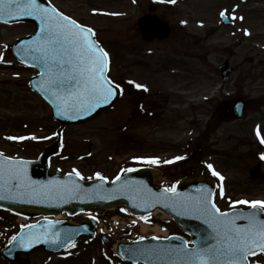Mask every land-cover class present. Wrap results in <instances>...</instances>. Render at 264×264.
<instances>
[{"label": "rangeland", "instance_id": "1", "mask_svg": "<svg viewBox=\"0 0 264 264\" xmlns=\"http://www.w3.org/2000/svg\"><path fill=\"white\" fill-rule=\"evenodd\" d=\"M51 1L83 23L98 29L101 39L115 53L116 68L113 70L120 71L119 73L128 78L133 73L153 80L154 91L158 88L159 92L166 94L175 90L192 91L182 95L185 102L179 104V109L183 117L176 125L171 121L175 119L177 112L165 109L163 127L150 132L147 124L142 123L137 136L132 132V141L129 142L127 138L122 145L120 134L116 130L124 129L132 117V102L129 96L120 101L116 110L95 121L67 125L64 129L67 147L63 156L56 162L55 170H75L85 176V179L94 178L101 172L112 177L118 168L130 163L129 160L121 161L123 157L145 154L150 151L149 143L153 140H163L165 151L170 155L179 156L195 148L194 144L193 148L190 144L198 143L201 139L197 138L206 134L207 142L205 141L203 147H199L200 156L213 161V168L224 178L220 179L217 205L227 210L238 200L264 201V165L260 180L253 181L250 177V170L260 156L264 161V143L261 142L264 138V0L239 4L235 14L242 19L237 23V28L219 25L218 15L221 8L228 9L232 5L225 4L224 0H191V3L178 0L179 4H172L171 0L169 4L167 0H137L134 1L136 4L131 0ZM150 3L157 6L156 13L160 17L170 21L174 33L167 42L151 44L145 48L137 21L142 14L149 11ZM181 22L186 24L181 26ZM199 22L201 27H197ZM34 30L35 26L30 23L12 26L0 24V57H3L0 62V152L13 157H37L58 128L49 106L28 86V80L35 71L20 65L11 53L15 40ZM197 37H200V46L194 47ZM189 43L194 48H189ZM177 44H182L179 54L174 52ZM148 49L153 52L149 53ZM183 52L197 56H184ZM228 59L237 70L230 81L223 84L217 68ZM175 62L184 65L183 74L169 72ZM149 65L154 66L153 70ZM159 70H162L161 73ZM190 80L197 83L192 87L194 91L186 85L172 84L173 81L186 83ZM165 81L169 84H163ZM234 96L249 99L246 117L230 123L213 117L215 130H211L209 135L208 123L215 106L217 107L220 101ZM195 106L199 107V118H202V124L197 126L191 120ZM158 112H161L160 107ZM128 129H131V125ZM135 137L139 139L136 142L133 140ZM87 153L91 154V157L82 159ZM65 157L69 159L65 160ZM192 166L200 169L197 163L189 162L177 172L184 175ZM203 168L201 165V169ZM210 170L208 168L207 171ZM171 174L176 175L174 177L181 176ZM152 218L164 224L161 221L164 218L162 214ZM14 220V217L0 213V226L9 227L8 224ZM166 225L172 231L177 230V226L172 222ZM152 231L148 230L146 233ZM2 244L0 241V250ZM31 260L32 264H125L115 257L113 244L102 241H82L75 250L60 256L36 253L31 255ZM257 260L264 263L261 256L254 257L252 262ZM0 264H6L1 256Z\"/></svg>", "mask_w": 264, "mask_h": 264}, {"label": "snow or ice", "instance_id": "2", "mask_svg": "<svg viewBox=\"0 0 264 264\" xmlns=\"http://www.w3.org/2000/svg\"><path fill=\"white\" fill-rule=\"evenodd\" d=\"M171 2L174 3L175 0ZM5 15L11 19L34 16L39 20V35L29 44L26 52L42 69L40 90L46 94V98L51 99L58 115H67L69 119H76L80 114L90 115L97 108L111 103L118 90L122 91L120 86L106 75L109 67L108 53L97 43L91 28L79 24L55 7L44 6L40 0H0V16ZM2 61L3 57H0V62ZM129 83L134 84L136 88L147 90L144 85L133 81ZM70 112L73 115H68ZM257 134L259 135V129ZM8 139L27 138L8 137ZM261 142L264 143V138ZM175 159L181 160L185 157ZM159 162L158 159L146 161L149 164ZM172 162L165 161V163ZM27 163L23 160L9 159L5 166L0 167V178L6 176L9 181L16 182L12 187H21L33 195L40 194L45 197H51L59 192L69 194L79 187L75 183L53 182L55 187L42 185L40 189L44 190L41 191L35 187L36 182L31 181L27 176ZM208 167L214 176L224 179L212 165L209 164ZM134 170L126 169V171ZM75 174L83 179L78 171ZM71 175L70 173L69 176ZM96 175L98 179H104L99 173ZM116 179L119 180L120 177L117 176ZM165 191L176 194L174 187ZM3 198L5 197L0 196V199ZM189 199L192 201L189 206L206 218L205 223L215 232L217 240L214 245L188 250L187 254L196 258L199 264H251L249 257L264 255V219L259 218L257 211L246 213L235 211L236 205H246L253 210L259 209L264 212V201H235L232 205L234 211L230 214L221 211L211 201L209 195ZM239 220L246 223L238 224ZM12 239L15 240L16 237ZM204 239L206 241L207 237L205 236ZM32 240L39 242V237H30L28 240L22 238L21 243H31ZM256 264H260V261L257 260Z\"/></svg>", "mask_w": 264, "mask_h": 264}, {"label": "water", "instance_id": "3", "mask_svg": "<svg viewBox=\"0 0 264 264\" xmlns=\"http://www.w3.org/2000/svg\"><path fill=\"white\" fill-rule=\"evenodd\" d=\"M40 2L46 7H51L43 0H40ZM148 18L151 17H146L144 24H142L145 33H149L150 29L153 30V36H161L167 32L164 23L156 20L155 17L147 21L146 19ZM23 20L35 21L38 24V32L33 37H29L24 41L21 40L22 42L20 41V45L22 51L21 49L18 51L25 62L38 66L36 62L31 59L30 54L26 52V49L39 35V20L34 16H23L16 19H11L6 15L0 16V21L5 22ZM231 71L232 68L228 62L222 66L221 72L224 74V80L228 79ZM32 85L36 88L35 82H33ZM49 100L51 101L50 98ZM114 103L115 101L105 104L90 115L80 114L76 119H69L67 115H58L56 107L54 104L53 105L55 109V118L62 122L69 123L84 118L86 120L93 118L101 111L111 108ZM244 107L245 101L242 99L227 101L221 104L220 115H224L228 119H237L243 116ZM68 115H73V113L70 112ZM58 150L56 145H51L44 149L43 154L38 160H23L28 162L26 165L27 176L31 181L36 182L35 187L37 189H40L42 185L55 187L53 182H59L60 184L75 183L79 186L78 189L69 194H64L62 192L54 193L51 197H45L40 194L33 195L21 187H12V184L16 182L9 181L5 176L0 178V196L5 197L0 199V208L11 210L25 216H47L61 212L74 214L90 207H111L119 204H127L132 211L138 214L150 213L159 208L173 217L184 231L192 235L194 243L196 244L192 249L207 246L212 244V242L213 245L217 243L215 232L205 223L206 218L189 206L192 203L189 198H197L201 195H209L213 202L215 187L213 181L203 177L190 176L179 184V188L176 191L178 195H176L166 192L165 189L156 190L155 185L159 180L156 171L151 168H142L135 172H128L119 180L116 179L112 184H108L104 179L98 182L89 181L88 183H84L74 176H61L59 173L54 175L50 174L49 159L53 154L57 153ZM8 160L9 158L0 156V167L5 166ZM258 173L259 167H257L252 174L256 178ZM123 182H131V189H128V186L124 185ZM40 190L43 191L44 189ZM202 190L207 191L203 192ZM256 211L259 218L264 219V213L259 209H256ZM44 222L45 221L39 225L28 227L22 231L11 246L2 251L3 257L17 264H29L27 260L18 257L19 252L29 253L38 249L57 252L65 249L80 237L94 234L95 222L93 220L81 225L59 221H52L50 223ZM237 223L244 224L246 221L239 220ZM42 227H44V229H41ZM34 236L39 237V242L32 240L31 243H21L22 238L28 240L30 237ZM205 236L207 237L206 241L204 239ZM57 240L58 242H55ZM173 244H178L179 247L186 245L185 241L178 237H174L170 240H158L153 237L139 242H121L117 246V253L135 262L142 261L147 264H153V259L150 256L153 248L155 246L164 247Z\"/></svg>", "mask_w": 264, "mask_h": 264}, {"label": "flooded vegetation", "instance_id": "4", "mask_svg": "<svg viewBox=\"0 0 264 264\" xmlns=\"http://www.w3.org/2000/svg\"><path fill=\"white\" fill-rule=\"evenodd\" d=\"M244 1V0H243ZM139 21V19H138ZM138 21H137V28H138ZM139 30V29H138ZM174 33V29L173 26L171 27V34L169 37L162 39V40H158V39H154L151 41H147L143 39V36L140 32V36L142 41L144 42V47H148L151 44H155V43H164L167 42L168 40L171 39V36ZM182 41V39H180ZM177 47L174 48V52L175 54H179L181 53V46L182 44H177ZM195 46H199V41L196 40V43H194V47ZM193 45L191 43H189V48H194ZM145 48L143 49V51L145 52ZM190 50V49H189ZM194 50V49H193ZM148 51V50H147ZM186 54V55H196L194 53H189V52H183L182 54ZM184 54V55H185ZM149 67L153 70L154 66L153 65H149ZM161 73L162 70H159ZM169 72L170 73H174V74H183L184 73V65L180 62H175L170 68H169ZM120 77L117 76V78ZM116 78V79H117ZM130 81L135 82L136 84H140V85H144L146 86L147 90H144V88H136L134 84L130 83V98H131V109H132V117L129 120V124L126 125L130 126L131 125V129H125L126 131V138H128V141L131 142V134L132 132L137 136V133L139 131L140 125L142 123L147 124L149 131L150 132H154L158 127H163L165 124V119L163 118L165 115L164 110L165 109H171L177 112V115L175 116V119L173 121H171V123L173 125H176L178 123V121L183 117V113L180 111L179 109V104L185 102L184 100V96L185 94H187L188 92H192L190 90H175L172 91L173 93H169L166 94L165 92H159V88L158 90L154 91V86H153V80H149L147 78L144 77H139L133 73H131L130 75ZM121 82H123V80L121 79ZM163 84H169V82H163ZM173 85L179 86L181 85H186L187 87H195L197 85L196 82H192L191 80L186 82V83H180V81H173L172 82ZM165 89V88H163ZM194 91V88H192ZM184 95V96H182ZM159 107L161 109V112L159 113ZM149 108V110H148ZM156 110V112H154ZM148 111H150L151 113H149ZM193 117L191 119H193V124L194 125H201L202 122V118H199V107L195 106L193 107ZM155 124V125H154ZM154 126V127H153ZM129 133V134H128ZM122 136V135H121ZM200 139V138H198ZM197 139V140H198ZM133 140L136 142L139 139L137 137L133 138ZM150 144V151L145 153V157L147 158V160L149 159H158L160 162L158 164H154L157 165L158 167L162 168V171L164 172V174L169 177V178H175L174 176L176 175H172L171 173H175V174H182L180 172H177L180 170V168L189 162L192 163H199L200 160H198V156L196 154V152L192 149L190 154L185 157V159H181V160H169L168 156L170 155L168 153V151L166 150V147L164 145L163 140H158V141H152L149 143ZM158 145H160V147H157ZM165 161H173L172 163H165Z\"/></svg>", "mask_w": 264, "mask_h": 264}, {"label": "bare ground", "instance_id": "5", "mask_svg": "<svg viewBox=\"0 0 264 264\" xmlns=\"http://www.w3.org/2000/svg\"><path fill=\"white\" fill-rule=\"evenodd\" d=\"M149 230V228L147 226H143L142 231L143 232H147ZM151 230H153L155 233H160V229L158 226L152 227Z\"/></svg>", "mask_w": 264, "mask_h": 264}]
</instances>
